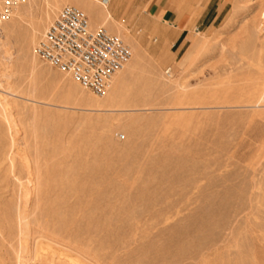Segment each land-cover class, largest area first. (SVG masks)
<instances>
[{
	"label": "rangeland",
	"instance_id": "obj_1",
	"mask_svg": "<svg viewBox=\"0 0 264 264\" xmlns=\"http://www.w3.org/2000/svg\"><path fill=\"white\" fill-rule=\"evenodd\" d=\"M83 1L0 23V264H264V0L108 20L133 52L102 97L32 53Z\"/></svg>",
	"mask_w": 264,
	"mask_h": 264
},
{
	"label": "built area",
	"instance_id": "obj_2",
	"mask_svg": "<svg viewBox=\"0 0 264 264\" xmlns=\"http://www.w3.org/2000/svg\"><path fill=\"white\" fill-rule=\"evenodd\" d=\"M24 1L0 0V21ZM131 53L120 35L92 26L85 10L73 4L58 9L33 47L36 57L96 96L104 94Z\"/></svg>",
	"mask_w": 264,
	"mask_h": 264
},
{
	"label": "crops",
	"instance_id": "obj_3",
	"mask_svg": "<svg viewBox=\"0 0 264 264\" xmlns=\"http://www.w3.org/2000/svg\"><path fill=\"white\" fill-rule=\"evenodd\" d=\"M102 1L106 3V10L108 11V13L110 14V17H111L110 20L114 19L113 21L119 22V24H121L125 27H126V25L124 24L123 19H118L117 17L127 16V15H129L130 17L131 16H137L139 21L141 20L142 23L145 22L144 24L141 23V28H143V29H149V24H154L157 20H161V21L169 23L164 18L166 16H170L171 13H169L168 10L164 6L160 5L159 2H156L158 0H156V1L151 0L153 2L147 8V13L152 17V20L150 23H148L149 20H146V17H144L141 13V8H142L141 5L143 4L142 0H107V1L102 0ZM168 3L172 4V5L174 4L175 6H179L181 4V0H168ZM99 6H98V8L96 6L95 9H92L93 10V12H92L93 17L90 18V23L92 26L99 23L97 17H99L100 18L99 20H101V17L104 14V12H102L103 9H101L102 8L101 6H100V10H99ZM99 14H100V16H98ZM92 19H93V21H92ZM120 21H121V23H120ZM180 22L182 23L183 21L180 20ZM93 23H95V24H93ZM173 26L177 27L176 25H173ZM183 30H184V28L180 29V31H183Z\"/></svg>",
	"mask_w": 264,
	"mask_h": 264
},
{
	"label": "bare ground",
	"instance_id": "obj_4",
	"mask_svg": "<svg viewBox=\"0 0 264 264\" xmlns=\"http://www.w3.org/2000/svg\"><path fill=\"white\" fill-rule=\"evenodd\" d=\"M28 1V0H27ZM85 1L87 2L88 1V3H85ZM85 1H83V3L82 2H79L78 3V5L79 6H81L85 11H86V13L88 14V16H89V19L90 18H92L93 16V13L91 12V10L92 9H90V7H92V5L94 6V3H96L97 5H100L102 8L101 9H103L102 10V12H104V14H103V16L101 17V21L99 20L100 18L99 17H97L98 18V21L100 22V24L101 25H99V26H102V25H105V24H108V23H106V22H108V20H110V14L108 13V11L106 10V3L105 2H103L102 0H85ZM107 1V0H106ZM24 3V2H23ZM22 3V4H23ZM26 3V2H25ZM92 3V4H91ZM28 4V3H27ZM21 5V4H20ZM19 5H17V6H15V8H14V10H13V12H16L15 10H17V7H18ZM100 6H99V10H100ZM97 8H98V6H97ZM20 11V10H19ZM12 12V13H13ZM98 12V11H97ZM101 12V11H100ZM101 12V13H102ZM18 13V12H17ZM100 13V14H101ZM16 14V13H15ZM98 14V13H97ZM100 14L98 15V16H100ZM143 17V16H142ZM9 18V17H8ZM7 18V19H8ZM140 18V17H139ZM7 19H5V20H7ZM94 19V18H93ZM93 19H92V21H93ZM142 19V18H141ZM5 20H3V21H5ZM9 20V19H8ZM114 20V19H113ZM147 20V19H146ZM145 20V21H146ZM90 21V20H89ZM141 21V20H140ZM2 21H0V23H1ZM116 22V21H115ZM116 23H118L119 24V22H116ZM120 23H121V21H120ZM148 23H150V22H148ZM91 24V23H90ZM93 24H95V23H93ZM111 24V23H110ZM156 24V23H155ZM122 26V25H121ZM147 26V25H146ZM94 27H98V26H94ZM122 27H124V26H122ZM0 28H1V26H0ZM118 28V27H117ZM125 28V27H124ZM123 28H121V30H122ZM127 29V28H126ZM6 30V29H5ZM3 31L4 30H2V29H0V41L2 40V38H4L3 37V35H4V33H3ZM124 31V30H123ZM127 31V30H126ZM123 32V34H122V36L126 39V40H128L131 44H132V46L134 47V50H136V46H138L140 43H139V41L136 39V38H134L132 35H130L129 34V32ZM152 31L153 32H161L159 29H158V27L155 25L153 28H152ZM7 33V32H6ZM162 33V32H161ZM160 35V34H159ZM161 37L162 38H164V36H163V34L161 35ZM2 42V41H1ZM2 47L4 48V50L6 51L7 50V48H5V43H2ZM132 48V47H131ZM131 51H132V49H131ZM8 52V51H7ZM133 52V51H132ZM32 53H33V49H32ZM6 54H8V53H6ZM10 54V53H9ZM132 54V53H131ZM34 55V54H33ZM35 56V55H34ZM9 57V56H8ZM8 60V59H7ZM170 70V68H167V72ZM118 72H120V70L119 71H117L116 72V74L112 77V79H111V83H112V81L114 80V78H115V76L117 75V73ZM111 83H110V85H111ZM110 88V86L108 87V89ZM108 89L106 90V91H108ZM106 91L104 92V94L106 93ZM103 94V95H104ZM103 95H101V97L103 96ZM264 98V97H263ZM103 110V109H102ZM25 191H24V194H25V192H27V189H24ZM32 190V189H31ZM26 198V197H25ZM25 200V199H24ZM25 202V201H24ZM25 211V210H24ZM21 216H20V222H19V235H20V238H19V247H20V250H26L27 248H26V246H27V242H28V240H27V236L29 235L27 232H28V230H27V223L26 222H24V219H25V212H22L21 214H20ZM26 220V219H25ZM30 231V230H29ZM28 234V235H27ZM0 236L1 237H4L5 236V232H4V230H3V228H0ZM34 242V241H33ZM42 246V245H41ZM26 248V249H25ZM22 253V252H21ZM24 255V254H23ZM22 256V255H21ZM67 256V255H66ZM71 256V255H70ZM80 256V255H79ZM52 258V257H51ZM28 260H29V258H28ZM78 261V260H77Z\"/></svg>",
	"mask_w": 264,
	"mask_h": 264
}]
</instances>
